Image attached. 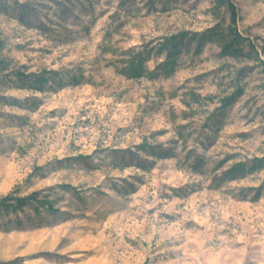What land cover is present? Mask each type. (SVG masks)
<instances>
[{"label": "rangeland", "instance_id": "obj_1", "mask_svg": "<svg viewBox=\"0 0 264 264\" xmlns=\"http://www.w3.org/2000/svg\"><path fill=\"white\" fill-rule=\"evenodd\" d=\"M230 1L0 0V199H36L0 209V264H264V0ZM180 33L170 75L120 73Z\"/></svg>", "mask_w": 264, "mask_h": 264}, {"label": "trees", "instance_id": "obj_2", "mask_svg": "<svg viewBox=\"0 0 264 264\" xmlns=\"http://www.w3.org/2000/svg\"><path fill=\"white\" fill-rule=\"evenodd\" d=\"M211 1L214 3V6L217 9H225L227 14L229 15V20L233 25L236 23V9L234 4L230 0ZM216 37L217 42L220 43L222 55L237 56L242 54L244 39L231 26L227 28V30L217 33ZM195 40L201 39H197L196 36L189 37L186 33H180L178 35L172 36L160 45L158 52H165V59L160 62L154 70L149 71L145 65L147 58L137 53L128 56V59L122 62L120 73L130 79L136 80L140 78H147L149 80H152L159 74L168 76L173 72V68L176 65V58L181 53V49L184 46V43H190L191 41ZM1 50L2 42L0 41V76L9 70V62L1 55ZM246 55L250 56V54ZM40 81H42V79L37 80V82ZM241 95L242 90H239L236 92V94H234V98L240 97ZM190 97L193 99V101H195V103L199 102L198 95L192 94L190 95ZM234 98L229 97L221 100V105H230ZM254 167L255 169L264 168V160H258L257 163L252 166L253 169ZM252 168L250 169V171L252 170ZM246 171L247 170L244 165L237 164L233 166L229 171H225L222 175V178L228 181H233L240 177H243ZM31 200L36 201V199H32V197L19 198L11 194L0 199V209L16 212L25 208L28 204H30Z\"/></svg>", "mask_w": 264, "mask_h": 264}]
</instances>
